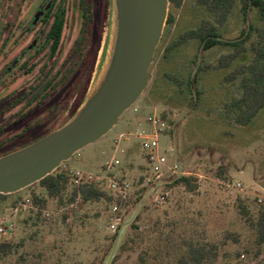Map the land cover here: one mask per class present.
<instances>
[{
	"label": "rangeland",
	"instance_id": "374dc122",
	"mask_svg": "<svg viewBox=\"0 0 264 264\" xmlns=\"http://www.w3.org/2000/svg\"><path fill=\"white\" fill-rule=\"evenodd\" d=\"M68 1L63 57L78 37L81 24L79 0ZM93 1L100 17L101 37L89 85L74 113L101 71L111 33V0ZM195 1L186 0L176 12L175 24L164 27L149 70V85L135 104L141 113L127 110L112 131L64 163L72 170L97 171L115 156L120 161L117 176H125L132 184V214L126 225L111 235L109 209L103 204L69 211L53 199H47L44 208L37 205L45 213L26 211L14 216L9 210L13 200L16 206L32 195L44 194L35 184L9 196V200L0 199V218L6 217L12 224V230L0 235V242L20 244L17 252L0 264H180L188 241L215 249V260L207 264H264V243L260 247L256 244V231L249 222L264 209V108L245 126L236 125L222 109L238 94V81L227 82L225 77L242 63L241 58L229 68L199 73L196 86L200 94L195 96V106H190L194 95L187 88L166 78L172 74L185 80L195 72L192 61L196 56L197 65H215L220 56L233 50L215 46L202 54L197 42L188 41L163 57L165 47L180 33L209 19ZM249 21L261 27L255 9ZM246 27L239 7H234L226 23L219 27V34L224 40H234ZM255 40L254 35L250 42ZM245 46L248 50L249 42ZM152 107L162 119L165 115L166 129L159 136L160 153L169 165L179 163L197 184L194 193L173 188L163 205L156 203L158 192H154L160 188L152 187L147 195L140 193L150 176V166L139 140H118L119 134L138 129L140 122V128L148 129L143 119ZM169 147L174 151L169 152ZM236 183L242 186V192L227 186ZM28 217L31 220L25 224ZM258 248L262 253L256 258Z\"/></svg>",
	"mask_w": 264,
	"mask_h": 264
},
{
	"label": "flooded vegetation",
	"instance_id": "af4514ba",
	"mask_svg": "<svg viewBox=\"0 0 264 264\" xmlns=\"http://www.w3.org/2000/svg\"><path fill=\"white\" fill-rule=\"evenodd\" d=\"M68 2L0 0V157L66 123L89 85L100 17L79 0L78 37L63 57Z\"/></svg>",
	"mask_w": 264,
	"mask_h": 264
},
{
	"label": "water",
	"instance_id": "95a60500",
	"mask_svg": "<svg viewBox=\"0 0 264 264\" xmlns=\"http://www.w3.org/2000/svg\"><path fill=\"white\" fill-rule=\"evenodd\" d=\"M169 4V0H111V33L96 81L65 124L0 157V195L16 194L40 182L117 126L149 85Z\"/></svg>",
	"mask_w": 264,
	"mask_h": 264
},
{
	"label": "trees",
	"instance_id": "16d2710c",
	"mask_svg": "<svg viewBox=\"0 0 264 264\" xmlns=\"http://www.w3.org/2000/svg\"><path fill=\"white\" fill-rule=\"evenodd\" d=\"M184 1L185 0H169L170 4L166 26L172 27L175 24L176 12L181 9ZM195 2L197 7L202 8L207 13L209 19L203 20L195 28L180 33L165 47L163 57L166 58L171 51L188 41L197 42L202 54L215 46L230 47L233 50L230 53L220 56L215 65L201 64L202 62L197 65L198 56H196L194 61H192L193 70L195 69V72L193 74L190 73L185 80L172 74H167L166 78L180 88H187L188 93L191 96L194 95V97L190 98V106H195V96L200 94L196 86L199 73L229 68L234 61L241 58L242 63L237 64L225 77V81L227 82L238 81L236 87L238 94L233 95L232 98L226 101L222 109L223 112H226L228 118L233 119L236 125L245 126L253 121L264 108V0H196ZM234 7H239L247 27L240 33L238 38L234 40H224L219 34V27H222L226 23ZM253 9L258 13V21L261 23V27L253 26L249 21V14ZM254 35L256 40L250 42V39L254 37ZM248 42L249 49L247 50L245 45ZM162 117L165 119L164 114H162ZM67 181L68 176L66 171L62 168H58L51 175L36 183L41 187L45 195H32L31 198H33L36 205L43 208L47 203V199L56 200L60 206H66L72 203L76 196V192L67 191ZM166 187H179L185 192L194 193L197 189V184L193 176L183 175L171 177ZM146 190L147 188H143L140 190V193ZM80 193L83 198V203L80 207L103 204L109 209L111 198L105 191L101 190L96 185L82 186L80 188ZM16 194L0 195V199L4 201L9 200V196ZM15 200H13L14 202H12L11 207L15 206L17 203ZM242 214L246 215V212L242 211ZM39 215L40 214L37 213V216ZM30 220L31 218L28 217L24 223L28 224ZM249 222L256 231V244L260 247L264 243V209H260L257 217ZM19 247L20 244L1 241L0 263L8 256L16 253ZM261 253V250L258 248L255 257H259ZM216 255L217 252L212 246L209 247L202 243L188 241L185 244L184 253L180 257V264H207L213 262Z\"/></svg>",
	"mask_w": 264,
	"mask_h": 264
},
{
	"label": "built area",
	"instance_id": "2783aa9c",
	"mask_svg": "<svg viewBox=\"0 0 264 264\" xmlns=\"http://www.w3.org/2000/svg\"><path fill=\"white\" fill-rule=\"evenodd\" d=\"M130 109H132L135 114L141 113V110L136 108L135 104ZM143 121L148 125V129L140 128V122L138 129L119 134L118 140H127L129 138H136L139 140L145 159L150 166V176H147L144 180L146 183L144 188H147V190L142 194L147 195L152 187L160 188L161 191L154 190V192H158L156 203L158 205H163L173 189L166 187L168 180L171 177H179L183 175L191 176V174L183 172L182 166L177 162L169 165L166 158L160 153L159 136L165 131L166 125L164 120L157 114L153 107L150 109V112L145 115ZM115 144L118 145V141H116ZM168 151L173 152L174 150L169 147ZM119 165L120 161L113 156L97 171L72 170L66 168L64 163L59 167L67 173V191L76 192L74 201L66 205L65 209L72 211L80 208V205L83 203V198L80 193V188L82 186L96 185L108 194L111 198V204L108 210L110 213L108 231L111 235L117 234L131 218L132 214V212H130L133 199L131 195L132 184L125 178V176H117L115 170ZM227 186L237 191H243V188L239 183ZM142 197L144 196H141V198ZM9 210L14 216L19 212L26 211L46 212L37 207L33 198H27L15 207L9 208ZM126 217H128V219ZM10 230H12V224L8 222V219L6 217L0 218V235H5Z\"/></svg>",
	"mask_w": 264,
	"mask_h": 264
},
{
	"label": "crops",
	"instance_id": "0c3cea01",
	"mask_svg": "<svg viewBox=\"0 0 264 264\" xmlns=\"http://www.w3.org/2000/svg\"><path fill=\"white\" fill-rule=\"evenodd\" d=\"M186 1V0H185ZM185 1H184V3H185ZM184 5V4H183ZM197 48H200V46H199V44L197 43Z\"/></svg>",
	"mask_w": 264,
	"mask_h": 264
}]
</instances>
